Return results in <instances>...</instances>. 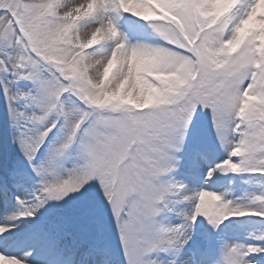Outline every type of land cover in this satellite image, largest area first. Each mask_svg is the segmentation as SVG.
<instances>
[{
    "label": "snow or ice",
    "instance_id": "obj_1",
    "mask_svg": "<svg viewBox=\"0 0 264 264\" xmlns=\"http://www.w3.org/2000/svg\"><path fill=\"white\" fill-rule=\"evenodd\" d=\"M0 264H264V0H0Z\"/></svg>",
    "mask_w": 264,
    "mask_h": 264
}]
</instances>
